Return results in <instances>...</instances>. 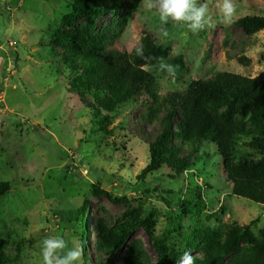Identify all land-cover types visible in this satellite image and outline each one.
Returning a JSON list of instances; mask_svg holds the SVG:
<instances>
[{
	"label": "rangeland",
	"instance_id": "rangeland-1",
	"mask_svg": "<svg viewBox=\"0 0 264 264\" xmlns=\"http://www.w3.org/2000/svg\"><path fill=\"white\" fill-rule=\"evenodd\" d=\"M77 1L109 8L93 32L84 20L62 24ZM118 1L116 10L113 0H0V182L9 184L0 196L4 264H42L40 242L52 235L84 245V264L105 262L121 231L129 240L113 264H131L133 257L137 264H156L153 243L162 239L180 251L179 264L185 252L202 261L210 238L233 223L258 220L251 232L264 236V207L234 195L227 175V165L262 158L247 143L264 136V124L236 137L225 159L213 144L192 148L180 133L178 114L168 155L190 157V168L176 176L163 167L143 178L166 112L151 123L148 97L139 93L113 114L96 115L90 93L71 87L69 64L80 46L130 53L147 33L166 50L145 68L162 99L216 73L255 78L264 72V30L247 37L236 22L264 17V0H234L231 24L221 22L218 0H199L207 4L211 24L195 34L181 23L163 25L154 0ZM165 28L166 38L160 34ZM85 204L82 243L76 211Z\"/></svg>",
	"mask_w": 264,
	"mask_h": 264
},
{
	"label": "trees",
	"instance_id": "trees-1",
	"mask_svg": "<svg viewBox=\"0 0 264 264\" xmlns=\"http://www.w3.org/2000/svg\"><path fill=\"white\" fill-rule=\"evenodd\" d=\"M119 7L120 1L113 0V8L118 10ZM107 13V7L96 8L90 1H77L72 5L71 12L63 17L62 24L73 27L84 20L93 32L97 21ZM236 26L247 37H253L264 30V17L246 16L239 19ZM97 46L91 43L78 47L74 63H69L74 73L71 87L90 93L94 101V107L90 108L95 110L96 115L113 114L133 101L139 93L148 97L151 123L158 121L162 112H166L162 133L149 145L150 163L141 173L143 178L163 167L170 168L176 176L190 168V157L177 160L168 155L169 135L178 114L182 115L180 133L192 148L198 150L204 142L213 144L225 159L230 157L236 137L264 124V72L255 78L216 73L206 80L191 82L183 93L175 92L168 99H162L156 90L155 77L145 68L165 56L166 50L157 46L151 35L145 33L130 53ZM141 46L142 56L137 54ZM242 60L240 63L244 62ZM247 146L259 152L262 158L246 164L227 165L228 180L234 195L264 207V136L253 138ZM8 190L9 184L0 182V196ZM87 208L85 204L76 211L83 228L82 243L88 228ZM257 223L258 220H255L248 226L236 223L227 226L210 238L204 259L196 260L194 264H264V236L257 237L251 232ZM140 225L149 232L147 225ZM128 240V231L118 232L109 245L113 252L99 264H113L115 253L122 250ZM167 242V239H162L153 243L156 264H179L180 251H175ZM131 264H137V259L133 257Z\"/></svg>",
	"mask_w": 264,
	"mask_h": 264
},
{
	"label": "clouds",
	"instance_id": "clouds-1",
	"mask_svg": "<svg viewBox=\"0 0 264 264\" xmlns=\"http://www.w3.org/2000/svg\"><path fill=\"white\" fill-rule=\"evenodd\" d=\"M157 11L161 23L167 25L170 21L181 23L194 34L204 30L211 24L206 3L199 0H154L151 5ZM219 12L222 14V23L231 24L234 20L236 9L234 0H218ZM162 37H168L169 32L161 31ZM138 55H143L142 46L137 49ZM169 71H174L171 67ZM42 264H84L83 246H70L63 235L47 236L40 242ZM180 264H194V257L190 252H185Z\"/></svg>",
	"mask_w": 264,
	"mask_h": 264
}]
</instances>
